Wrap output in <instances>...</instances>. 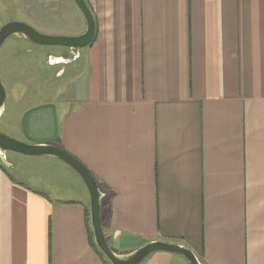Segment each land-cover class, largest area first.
<instances>
[{"label":"crops","instance_id":"crops-1","mask_svg":"<svg viewBox=\"0 0 264 264\" xmlns=\"http://www.w3.org/2000/svg\"><path fill=\"white\" fill-rule=\"evenodd\" d=\"M86 2L96 36L65 62L81 68L57 100L74 106L9 109L6 96L3 131L88 168L118 254L162 241L201 264H264V0ZM73 6L77 21L49 16L52 35L86 31ZM0 157V264H112L92 245L90 193L73 168ZM140 264L191 263L156 251Z\"/></svg>","mask_w":264,"mask_h":264},{"label":"water","instance_id":"water-1","mask_svg":"<svg viewBox=\"0 0 264 264\" xmlns=\"http://www.w3.org/2000/svg\"><path fill=\"white\" fill-rule=\"evenodd\" d=\"M87 23L86 31L78 36H51L45 35L36 30L31 25L21 21H11L0 28V47L11 36L24 38L31 43L42 46H59L71 50L75 56H79L82 48L91 45L96 36V25L94 16L85 0H73ZM70 60L64 58H53L51 63H65ZM6 104V90L0 79V115ZM8 151L20 153L28 156H46L60 159L73 168L86 183L91 199V225L94 232L95 243L100 251L112 264H140L150 254L156 251H166L183 255L191 264H201L197 256L183 245L169 242H151L134 252L121 255L115 252L108 243L103 231L101 218L102 192L98 182L92 173L78 159L68 153L62 147L53 144H28L18 141L0 130V155H5Z\"/></svg>","mask_w":264,"mask_h":264},{"label":"rangeland","instance_id":"rangeland-1","mask_svg":"<svg viewBox=\"0 0 264 264\" xmlns=\"http://www.w3.org/2000/svg\"><path fill=\"white\" fill-rule=\"evenodd\" d=\"M66 2L68 4L66 15L63 9L64 4L61 3V6L60 3L56 4L58 18L65 22V18L69 17L70 19L71 14H73L74 20L77 21V9L73 6V2L70 0H66ZM12 13L9 10V14ZM40 14L42 15V13ZM24 17H18V21L31 25L42 34L55 36L52 34L56 31L50 26L53 23L48 20V17L36 21ZM1 24L3 23L0 22ZM83 49L85 48L81 50ZM55 57L69 59L72 58V53L68 48L37 45L16 36L9 37L3 43L0 47V79L6 88L9 109L15 106L14 100L21 104V101L25 98H32L30 104L33 100L50 103L52 106L59 108L61 113L66 108L69 109L74 106L72 100L65 101V103L57 100L61 96L69 95V89L75 81L74 78H76V73L80 70L81 64H78V60L67 64H51V60ZM3 119L0 118L2 132H4ZM0 159L4 161L1 157Z\"/></svg>","mask_w":264,"mask_h":264},{"label":"flooded vegetation","instance_id":"flooded-vegetation-1","mask_svg":"<svg viewBox=\"0 0 264 264\" xmlns=\"http://www.w3.org/2000/svg\"><path fill=\"white\" fill-rule=\"evenodd\" d=\"M70 1L73 2V0ZM57 3H60V6L61 3L64 4L63 9L65 12L64 14L66 15L68 11V4L66 0H0V22L3 23L0 25V28L4 25V23L6 24L11 21H18V17L26 16L28 18H32L33 21L37 19H45L47 17L49 19V16L54 14L57 10ZM9 10L13 12L11 15L9 14ZM40 13H42V15Z\"/></svg>","mask_w":264,"mask_h":264},{"label":"trees","instance_id":"trees-1","mask_svg":"<svg viewBox=\"0 0 264 264\" xmlns=\"http://www.w3.org/2000/svg\"><path fill=\"white\" fill-rule=\"evenodd\" d=\"M89 228L91 229V241H92V245L95 249V251L100 255V256H103L105 257V255L100 251V249L97 247L96 243H95V240H94V234H93V230L91 228V225L89 226ZM106 258V257H105Z\"/></svg>","mask_w":264,"mask_h":264}]
</instances>
